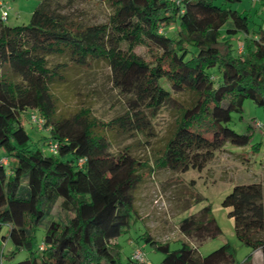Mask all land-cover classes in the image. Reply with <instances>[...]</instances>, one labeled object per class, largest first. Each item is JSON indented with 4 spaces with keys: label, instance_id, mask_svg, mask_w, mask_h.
Wrapping results in <instances>:
<instances>
[{
    "label": "trees",
    "instance_id": "obj_1",
    "mask_svg": "<svg viewBox=\"0 0 264 264\" xmlns=\"http://www.w3.org/2000/svg\"><path fill=\"white\" fill-rule=\"evenodd\" d=\"M71 1L40 0L25 24L8 26L0 19V160L6 159L0 161V229H7L0 238L12 244L9 258L20 249L27 253L8 264H119L116 238L135 214L141 164L128 152L112 153L106 131L147 128L172 100L162 82L174 92L195 94L160 156L171 170H199L226 143L247 145L250 126L245 133L234 131L227 126L230 114L241 112L243 99L264 108V30L246 37L248 15L232 7L237 0H96L110 12L95 24L70 16L65 6ZM221 29L228 37L244 35L237 37L243 40L240 53H232L228 39L220 40ZM136 45L145 46L153 61L133 53ZM49 56H66L68 62L49 66ZM93 62L107 67L130 103L99 122L98 130L86 114L57 116L49 90L62 69ZM214 66L217 84L207 71ZM27 109L42 119V144L52 143L54 152L29 144L21 119ZM220 204L235 237L251 251L242 263L228 242L198 254L200 243L221 233L207 203L177 223L194 245L183 241L171 249L147 232L140 237L161 253L160 264H248L255 250L264 264L260 183L233 185ZM40 225L43 235L33 248Z\"/></svg>",
    "mask_w": 264,
    "mask_h": 264
},
{
    "label": "rangeland",
    "instance_id": "obj_2",
    "mask_svg": "<svg viewBox=\"0 0 264 264\" xmlns=\"http://www.w3.org/2000/svg\"><path fill=\"white\" fill-rule=\"evenodd\" d=\"M39 1L0 0V12L6 11L3 22L8 26L27 23ZM65 7L70 16H75L86 24L101 23L110 12L106 4L96 0H72ZM232 7L248 15L247 38L260 29L264 30V0H237L232 3ZM167 29L170 34L171 28ZM222 31L221 29L220 40L228 39L232 53H235L236 46L243 41L237 37L241 39L244 35L236 33L228 37ZM132 50L148 63L154 59L145 46L136 45ZM63 62H68L66 56L48 57L49 66ZM207 71L211 74L213 84H217L220 81L218 69L214 66ZM59 74L60 77L49 86L57 116L86 114L90 122L95 124V130H98L99 122L107 121L129 109L128 92L113 84L108 69L102 62H93L88 68L70 66L62 69ZM162 85L169 90L172 100L161 106L156 116L146 123L147 128L140 131L118 128L106 131L112 153L128 152L141 164L138 170L141 180L133 192L135 214L132 213L127 229L116 238L120 246L119 264H132L128 259L135 248L143 252L144 262L141 264H160L161 253L140 237L143 232H147L158 242H167L171 249L179 247L183 241L194 245V242L179 232L177 223L206 203L210 205L221 233L200 243L197 246L198 254L204 255L222 242H228L235 261L242 263L251 251L235 237L233 221L220 202L233 185L256 181L261 185L264 205V108L250 99H243L241 112L230 114L227 126L234 131L245 133L246 127L250 126L251 135L247 145L236 147L226 143L222 149L214 151L210 160L199 170H171L159 162L160 156L182 113L195 100V94L189 91L174 92L165 82ZM30 110H25L21 116L22 125L29 136V144L35 143L44 153H51L49 147L41 141L47 136V129H41L31 121ZM3 155L0 150V157ZM197 195L202 199L194 201ZM6 231V227L2 226L0 236L6 235ZM34 235L33 248L42 238V225L36 228ZM0 249L4 264L18 261L27 254L25 249H20L9 258L13 247L7 238L4 241L0 238ZM248 264H256L255 258Z\"/></svg>",
    "mask_w": 264,
    "mask_h": 264
},
{
    "label": "built area",
    "instance_id": "obj_3",
    "mask_svg": "<svg viewBox=\"0 0 264 264\" xmlns=\"http://www.w3.org/2000/svg\"><path fill=\"white\" fill-rule=\"evenodd\" d=\"M5 17H6V11L2 10L0 12V19L2 21H4ZM242 48H243V44L239 42L237 47H236L237 53H240L242 51ZM30 119H31V121L33 123H35V125H37V127L41 128L42 119L40 117H38L36 114H34V112L30 113ZM255 125L258 126L257 123ZM49 150L54 152V145L52 143H49ZM0 161H1L2 164L6 163V159L4 157H2ZM129 257H130V261H131L132 264H141V263L144 262L143 252L140 249H138V248H135L131 252ZM2 258H3V254L1 253V249H0V264H4L2 262Z\"/></svg>",
    "mask_w": 264,
    "mask_h": 264
},
{
    "label": "crops",
    "instance_id": "obj_4",
    "mask_svg": "<svg viewBox=\"0 0 264 264\" xmlns=\"http://www.w3.org/2000/svg\"><path fill=\"white\" fill-rule=\"evenodd\" d=\"M252 258H255L256 264H261V256H260L259 251H257V250L253 251L251 254V260H252Z\"/></svg>",
    "mask_w": 264,
    "mask_h": 264
}]
</instances>
